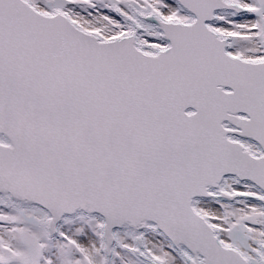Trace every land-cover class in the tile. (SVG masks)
Segmentation results:
<instances>
[{
	"label": "snow or ice",
	"instance_id": "6c2138e0",
	"mask_svg": "<svg viewBox=\"0 0 264 264\" xmlns=\"http://www.w3.org/2000/svg\"><path fill=\"white\" fill-rule=\"evenodd\" d=\"M0 264H264V0H0Z\"/></svg>",
	"mask_w": 264,
	"mask_h": 264
}]
</instances>
